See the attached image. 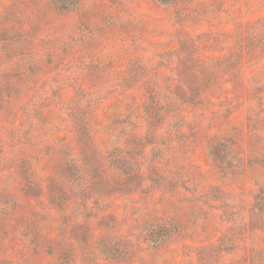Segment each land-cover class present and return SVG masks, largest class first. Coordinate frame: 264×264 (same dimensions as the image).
Returning a JSON list of instances; mask_svg holds the SVG:
<instances>
[{
  "label": "rangeland",
  "instance_id": "1",
  "mask_svg": "<svg viewBox=\"0 0 264 264\" xmlns=\"http://www.w3.org/2000/svg\"><path fill=\"white\" fill-rule=\"evenodd\" d=\"M57 2L0 0V264H228L263 254L264 0ZM191 39L209 59H238L234 86L219 77L205 104L185 107L195 141L143 155V176L160 187L143 178L142 194L123 193L107 179L93 194L77 191L64 173L67 161L80 165L73 105L96 98L105 151L123 130L115 120L144 123V87L132 85L175 84ZM215 135L239 148L226 176L209 155ZM152 226L178 231L153 244ZM221 241L233 251L200 262ZM102 243L117 245L104 255Z\"/></svg>",
  "mask_w": 264,
  "mask_h": 264
},
{
  "label": "trees",
  "instance_id": "2",
  "mask_svg": "<svg viewBox=\"0 0 264 264\" xmlns=\"http://www.w3.org/2000/svg\"><path fill=\"white\" fill-rule=\"evenodd\" d=\"M63 2L64 0H58L57 2L61 9H64ZM159 2L167 5L175 4L177 0H159ZM250 41L248 40L246 44ZM195 43L192 39L183 42V45L187 44L188 50L183 49L182 43L180 44L182 45L184 57L183 62H181L182 67L180 66L179 70V79L177 76L175 84H168L165 89H161L157 84L150 82L132 85L134 87H144L145 99L141 107L144 123L138 127L137 122L132 123L128 119L115 120L114 125L119 129H123L120 132V136L122 134L125 138L123 141H121L120 136L115 138L117 132L114 131L116 134L112 135L113 138L107 142L105 151L96 142L95 133L100 127V114L93 107L96 98H92L89 94L92 99H87L84 106H80L77 103L73 105L71 117L73 118L74 129L78 138L80 165L67 161L64 173L76 183L77 191L87 190L93 194L95 187L97 186L98 188L101 182L107 181V179L114 180L115 187L123 193H131L133 191L142 194L144 179L145 182L149 180L150 188L160 187L155 186L159 184L157 177L151 175L147 179L143 176L141 166L143 155L148 153L152 157L158 158L161 154L160 149L169 146L174 141L181 143V146L195 141L193 129L191 133L188 129H185L187 127L184 115L185 107L199 108L205 104V99H207L205 92L213 88L210 83L216 86L219 77L221 80L224 75L227 76L229 78L227 80L228 83H232L233 86L238 82V80L230 79L232 74H235L238 59L234 62L231 61L233 59L232 56L224 57L222 60H219L221 57L209 59L207 55L202 54L201 50H199L201 45L197 43L196 45ZM127 129L132 130V133L130 131L127 133ZM139 129H141L140 131L144 130V132L141 133ZM236 144L233 138L223 135H215L209 143V155L221 176H226L230 170L227 165L234 159L237 163L242 162L238 159L237 151L239 148ZM233 170H239V168L237 167ZM152 173H154V170ZM263 202L264 191L259 195L256 205V208L261 212H264V209L259 208L258 205ZM153 227L156 226L146 229L149 242L153 244H158V240L163 242L170 238L174 232L178 231L176 226V230L171 231L170 229L173 227L170 226V229L163 227L164 233L155 234V231L163 230L160 226ZM116 245L110 246L102 243L99 250L104 255L106 254L105 252L109 254L111 251L108 252V249L112 247L115 249ZM211 248L212 250H209L208 253L206 249H203L205 253L201 257L200 262L211 260L217 251H233V247H223L222 241L219 242L217 247L214 245ZM228 264H264V253H259L257 256L250 253L242 262L235 261Z\"/></svg>",
  "mask_w": 264,
  "mask_h": 264
}]
</instances>
